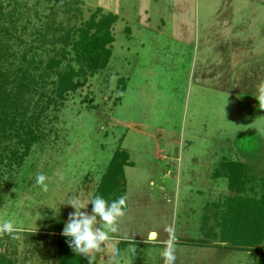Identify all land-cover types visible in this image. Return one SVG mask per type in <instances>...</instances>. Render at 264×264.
I'll return each mask as SVG.
<instances>
[{
	"label": "rangeland",
	"instance_id": "obj_1",
	"mask_svg": "<svg viewBox=\"0 0 264 264\" xmlns=\"http://www.w3.org/2000/svg\"><path fill=\"white\" fill-rule=\"evenodd\" d=\"M17 1L31 24L20 33L23 44L16 39L5 43L20 55L32 43L31 27L49 23L42 37L49 41H35L43 47L35 55L42 62L64 45L67 30L76 38L75 29L100 5L99 0ZM118 2L130 15L138 11L135 3L145 6L149 23H132L130 35L122 23H113L108 64L79 79L63 103L55 99L58 103L45 107L46 98L54 99L49 83L54 72L43 75L46 83L37 88L44 98L24 95L45 108L35 127L37 140L22 163L5 158L0 164V219L18 226L4 237L9 255L16 264H57L50 236L61 234L74 211L64 201L86 203L114 152L124 151L128 159L116 194H124L126 208L113 238L140 242L155 231L162 244L169 240L171 227L176 264H259L264 244L256 252L211 238L210 246H218V252L214 247L179 246L177 241L204 239L208 228L219 232L220 204L235 194L225 175L229 165L245 181V194L262 192L264 0H214L206 12L190 0ZM111 3L103 0L104 5ZM66 49L62 67L70 63L85 70L70 46ZM37 173L48 177L47 192L35 185ZM81 211L90 212L89 204ZM159 244L142 245L148 247L143 257L136 262L123 258V264H164V246ZM110 254L105 249L94 260L110 264Z\"/></svg>",
	"mask_w": 264,
	"mask_h": 264
},
{
	"label": "trees",
	"instance_id": "obj_2",
	"mask_svg": "<svg viewBox=\"0 0 264 264\" xmlns=\"http://www.w3.org/2000/svg\"><path fill=\"white\" fill-rule=\"evenodd\" d=\"M10 2L6 6L0 3V164H3L5 158L17 159L18 163H22L30 147L37 140L38 134L35 127L43 109L58 101L63 103L66 95L78 87L79 79H84L87 74H93L108 64L111 55L110 45L113 42L111 26L116 21L113 14H102L101 8H96L89 19L75 29L76 38L70 37L71 29L67 30L62 40L64 45L49 56L46 62H42L35 55L43 47L35 41L43 39V45L49 41L46 37L42 38L49 28V23L41 27L33 25L30 29L32 43L20 55L16 54L5 40L16 39L18 44H23L20 33L26 32L31 22L27 17L28 14L25 15L20 10L17 0H10ZM74 2H80V0H74ZM34 15L37 16L38 13L35 11ZM23 17H26L25 21L19 25ZM67 46H70L74 53L75 62L83 64L85 70L82 68L76 70L70 63L62 67V61L67 59L69 54ZM36 64L39 65L35 66ZM40 66H43V71L38 72ZM51 72L55 75V79L49 82L54 99L47 96L45 107H39L38 100L31 104L28 100L30 94L36 93L41 99L46 96L37 88L44 87L46 82L43 80V75L48 76ZM26 93L27 99L24 98ZM55 99L58 101L56 102ZM120 153L123 155L120 156ZM127 159L126 152H114L93 194L100 193L109 199H115L121 195L116 192L119 183L124 179L123 166L127 163ZM228 171L225 174L229 181L228 185L235 194L228 196L224 203L220 204L222 210L218 212L220 214L219 232L208 228L204 233L206 238L190 239L187 242L210 245L212 243L210 239L217 237L219 241L225 242L233 249L249 247L256 252H261L260 245L264 244V176L260 183L262 192L258 196L256 194L251 196L245 194V181L242 177L239 178L236 168L229 165ZM0 173H2L1 169ZM2 184L3 179L0 174V206L3 201ZM89 208H92L90 203ZM4 237L7 238L8 235L0 239V264H16V259L8 253V245ZM50 239L57 264H89L87 257L76 255L70 249L65 237L61 234L50 236ZM92 264H97V261L93 259ZM259 264H264V261H260Z\"/></svg>",
	"mask_w": 264,
	"mask_h": 264
},
{
	"label": "clouds",
	"instance_id": "obj_3",
	"mask_svg": "<svg viewBox=\"0 0 264 264\" xmlns=\"http://www.w3.org/2000/svg\"><path fill=\"white\" fill-rule=\"evenodd\" d=\"M47 180L48 177L44 173H37L35 185L47 192ZM64 202L74 211L69 213L61 235L65 237L68 246L76 255L87 257L89 264H92L94 254L105 251V249L113 255L118 254L119 248L112 243V240L114 234L119 231L118 221L126 208V197L123 194L115 199H109L100 193H95L86 203L76 198L66 199ZM89 203L92 205L91 211H81V209H86ZM17 230L18 226L12 220L0 219V235H12ZM167 231L170 233V238L165 242L161 257L164 264H176L174 229L169 227ZM155 237V233L150 235V239L154 240ZM90 253L93 254L91 257Z\"/></svg>",
	"mask_w": 264,
	"mask_h": 264
},
{
	"label": "crops",
	"instance_id": "obj_4",
	"mask_svg": "<svg viewBox=\"0 0 264 264\" xmlns=\"http://www.w3.org/2000/svg\"><path fill=\"white\" fill-rule=\"evenodd\" d=\"M109 1H111L112 3L108 6V4L107 5L103 4V0H99L100 5H98L97 7L102 8L103 10L107 11L108 13L113 14L116 17L115 23L118 21L120 23H122L124 25L123 27H125L124 30H126V32H128L129 35H130V32H132V29L129 28V25L132 26V23L139 25V26H142V24H148L149 23V18L147 17L148 12L145 10V6H139L138 4L135 3L134 9H137L138 11L140 10L141 12L137 11V13L134 12V13H131L132 15H130V13H128V11H126L124 5L120 2H118V0H109ZM152 1H153V3H156V0H152ZM159 1H161V0H159ZM177 1H183V0H177ZM190 1L194 4V7L198 11H200V8L202 6L204 12H206V9L211 10V8L213 6V2H214V0H190ZM132 3L134 4V2H132ZM199 3H201V4H199ZM224 7H225V5H224ZM198 15L199 14L197 13L195 16V21H196V18H198L197 17ZM162 21L163 20H160V24L161 23L163 24ZM157 31H162V30L160 28V29H157ZM130 39H132V37H130ZM152 233L156 234V237L154 240L150 239V235ZM198 239H200V238L192 239V240H198ZM187 240H190V239H180L179 241H177L178 245L179 246H185V247L195 246V247L202 248V249L203 248H205V249L209 248L210 249L211 247H214L211 249L212 250L214 249L215 251L218 248L215 245L210 246L209 244L197 245V244L188 243ZM112 243H114L118 246L119 252L116 255L110 254L111 255V257H110L111 263L110 264H123V258H126V261H129V262H136L143 257V253L145 252V250H143V249L148 248V247L143 248V247H141L142 245L150 244V245L154 246V245L159 244L157 241V233L155 231H149L148 235L146 237V240H140V242L137 240H134L132 238L126 239V238L114 237ZM159 245H160V247H163V246H165V242L162 244H159ZM222 249H223V247H222ZM149 251H150V248H149ZM218 252H220V250H218ZM104 255H106V254L104 253L103 255H101L102 259L104 258ZM122 255L124 257H122ZM147 256H148V254H147ZM206 257H208L207 254H206ZM112 259H113V262H112ZM205 259L206 258L204 257L203 260H205Z\"/></svg>",
	"mask_w": 264,
	"mask_h": 264
}]
</instances>
